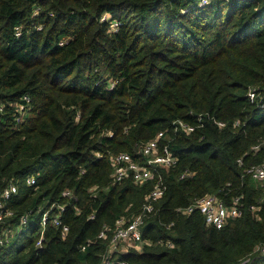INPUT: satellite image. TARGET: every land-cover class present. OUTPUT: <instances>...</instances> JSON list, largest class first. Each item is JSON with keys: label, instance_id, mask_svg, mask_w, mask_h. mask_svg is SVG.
Returning a JSON list of instances; mask_svg holds the SVG:
<instances>
[{"label": "trees", "instance_id": "16d2710c", "mask_svg": "<svg viewBox=\"0 0 264 264\" xmlns=\"http://www.w3.org/2000/svg\"><path fill=\"white\" fill-rule=\"evenodd\" d=\"M202 1L0 0V200L18 187L6 201L14 216L0 222L9 238L0 264H102L117 221L139 214L153 186L113 184L110 155L137 159L174 121L199 117L200 128L170 143L179 164L142 228L152 244L114 258L238 264L264 243V184L244 174L264 159V147L253 149L264 108L247 95L264 85V0ZM24 96L31 103L17 123ZM186 169L194 176L180 180ZM219 191L227 202L244 196L243 217L217 229L199 210L179 211ZM52 205L65 207L69 233L48 224L37 246Z\"/></svg>", "mask_w": 264, "mask_h": 264}, {"label": "built area", "instance_id": "2783aa9c", "mask_svg": "<svg viewBox=\"0 0 264 264\" xmlns=\"http://www.w3.org/2000/svg\"><path fill=\"white\" fill-rule=\"evenodd\" d=\"M208 0H203L201 5L206 4ZM117 26V24H116ZM248 98L252 103H258L264 108V85L254 86L248 90ZM31 99L24 96L22 101L16 105V121L21 123L24 121L26 113L29 109ZM3 104L0 103V112H3ZM196 124H190L185 120H176L172 123L170 128H167L157 136L146 143H144L139 150V156L135 159L132 155L126 152L112 154L109 157L113 172L112 182L122 183L127 180H132L136 185L143 186L147 183H153L152 189L146 196L145 202L139 214L131 219L121 218L117 221L116 227L112 234L108 254L104 257L102 264H129L126 260L114 258V255L126 253L130 249L141 251L145 245H151V241L143 239L142 228L147 220L154 217L159 209L157 204L166 195L168 191V183L166 174L169 175L178 167L179 158L171 151L170 143L175 140L177 135L183 133L185 135L193 134L198 128L202 126V117H199ZM214 123L224 128L225 123L214 121ZM239 122L236 123L238 125ZM264 147V140L258 145L254 146V150H259ZM240 166H243V161L238 160ZM194 172L189 169L184 170L180 176V180H185L194 176ZM244 174L251 179L257 181H264V159L259 163L245 168ZM243 174V176H244ZM27 184L33 186L36 184V178L31 176L27 179ZM18 193V187L15 183H10L2 193L0 200V222L6 218L14 216V211L6 207V201L13 195ZM221 191L217 193L206 194L197 199L193 204L186 208H180L182 214L188 215L194 211L203 213L208 226L222 229L229 221L243 217L244 208L242 200L243 195L233 196L227 202L226 199L220 195ZM55 205L50 206L42 215L41 225L42 234L37 242V246L42 245L44 231L48 224L55 226L61 230L63 238L67 237L69 233V226L61 219L64 206H59V211L54 212ZM260 206H251L252 212L256 213ZM28 215L22 218V224H27ZM91 218H94L93 216ZM107 230L102 231L99 238H107ZM8 233L0 234V245L3 246L8 243ZM161 244L173 246L170 241H160ZM256 259L261 261L258 264H264V243L258 244L252 253L241 260L238 264H252Z\"/></svg>", "mask_w": 264, "mask_h": 264}, {"label": "rangeland", "instance_id": "374dc122", "mask_svg": "<svg viewBox=\"0 0 264 264\" xmlns=\"http://www.w3.org/2000/svg\"><path fill=\"white\" fill-rule=\"evenodd\" d=\"M252 180H253V182H255L257 184H260L261 186L264 184V181H257V180H254V179H252Z\"/></svg>", "mask_w": 264, "mask_h": 264}]
</instances>
